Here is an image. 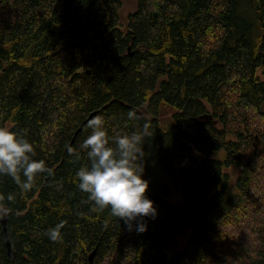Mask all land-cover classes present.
Listing matches in <instances>:
<instances>
[{
    "label": "trees",
    "instance_id": "obj_1",
    "mask_svg": "<svg viewBox=\"0 0 264 264\" xmlns=\"http://www.w3.org/2000/svg\"><path fill=\"white\" fill-rule=\"evenodd\" d=\"M120 6L0 0V126L51 169L27 192L0 175V264H264V0H137L125 31ZM95 116L171 181L142 233L77 186Z\"/></svg>",
    "mask_w": 264,
    "mask_h": 264
},
{
    "label": "clouds",
    "instance_id": "obj_2",
    "mask_svg": "<svg viewBox=\"0 0 264 264\" xmlns=\"http://www.w3.org/2000/svg\"><path fill=\"white\" fill-rule=\"evenodd\" d=\"M128 117L135 118V113L129 111ZM86 127L90 131L82 147L89 163L75 172L77 186L98 209L109 208L113 216L123 220L128 231H146L144 218L155 219L158 212L154 201L146 195L149 181L143 175L141 135L119 134L110 144L102 117H92ZM33 157V145L26 137L0 126V175L10 176L25 192L32 189L39 173L51 172L44 160ZM61 227L57 224L50 228L49 238L56 240Z\"/></svg>",
    "mask_w": 264,
    "mask_h": 264
},
{
    "label": "rangeland",
    "instance_id": "obj_3",
    "mask_svg": "<svg viewBox=\"0 0 264 264\" xmlns=\"http://www.w3.org/2000/svg\"><path fill=\"white\" fill-rule=\"evenodd\" d=\"M136 8H137V0H121V6L118 11V16H119L118 27L121 31L126 30L127 24H128V16L134 13ZM171 115H172V111L165 108L161 111L159 119L164 122H167L169 118L171 117ZM226 172L230 174L232 179H234L235 176L237 175L238 170L232 169V170H226ZM143 175H144V178L147 179L148 181H153V180L164 181L167 184L171 185V181L166 179L164 174L157 169L148 168L144 171ZM168 201L172 204H180L181 196L177 192L172 190L168 197ZM182 245H183V242H180V244L176 246V248H180L182 247Z\"/></svg>",
    "mask_w": 264,
    "mask_h": 264
},
{
    "label": "water",
    "instance_id": "obj_4",
    "mask_svg": "<svg viewBox=\"0 0 264 264\" xmlns=\"http://www.w3.org/2000/svg\"><path fill=\"white\" fill-rule=\"evenodd\" d=\"M255 140H257V139L255 138ZM0 223H1V225L3 226V229H4V231H5V219L1 217V218H0ZM94 255H95V250H93V251L90 253L89 257H88L89 264H92V262H93V258H94Z\"/></svg>",
    "mask_w": 264,
    "mask_h": 264
}]
</instances>
